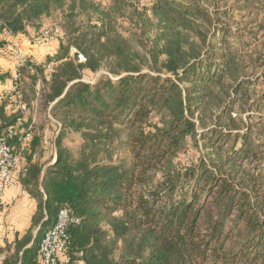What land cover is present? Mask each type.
Instances as JSON below:
<instances>
[{
	"label": "trees",
	"instance_id": "trees-1",
	"mask_svg": "<svg viewBox=\"0 0 264 264\" xmlns=\"http://www.w3.org/2000/svg\"><path fill=\"white\" fill-rule=\"evenodd\" d=\"M255 7L264 10V0H0V59L10 62L13 37L59 43L49 77L48 65L28 62L13 95L0 92V136L22 112L13 114L14 98L24 110L40 98L61 99L52 110L61 128L85 140L71 161L59 138L44 171L42 135L9 139L38 210L3 264H39L62 209L80 219L68 230V264H264V120L256 115L264 48L252 29L264 18L246 34L231 23L235 11ZM58 14L60 33L48 43L42 30L55 28L44 19ZM102 69L109 74L96 83L81 81ZM12 83V70L0 67V86ZM123 134L131 157L115 163L110 147ZM192 149L196 160L182 163Z\"/></svg>",
	"mask_w": 264,
	"mask_h": 264
},
{
	"label": "rangeland",
	"instance_id": "rangeland-1",
	"mask_svg": "<svg viewBox=\"0 0 264 264\" xmlns=\"http://www.w3.org/2000/svg\"><path fill=\"white\" fill-rule=\"evenodd\" d=\"M228 1L232 4L234 3V0H228ZM222 6H224V4ZM255 8L259 9L260 7H255ZM256 14H258V16H254ZM260 18L261 19L264 18V10H262V9L261 10H254L253 9L251 11V10L243 9L242 12L235 11V14H234V17H233L231 23H233L232 27L234 28L235 32L246 34L248 32V30L250 28H252L256 24L255 22L258 21ZM61 19H62L61 15H59V14L55 15L52 18L44 19V25L46 28H53V27L58 28L59 26L61 27ZM261 24H262L261 29H256V28H252V29L257 31V34L255 35V37H256V41H257L258 45L261 46L262 48H264V22ZM120 25H122V27H124L125 29H128V30H132V29L136 30L135 27L133 25H131L130 22H128L127 20H122L120 22ZM128 34H129L128 32H125V31L123 32V35L125 37H128ZM242 36H244V35H242ZM152 37H154V33L148 32L147 35L144 37V44H146L145 42H149V40ZM26 43H27V45H29L28 47L31 46V44H29L28 42H24L23 44L21 43V46L27 51V48L24 47V44H26ZM39 46L40 45H37V47H39ZM45 46L47 48H49V51L48 52H47V50L45 51L47 54L45 53L39 59V63L44 64V65H48L47 66L48 70L46 72V76H48V74L51 73V70L54 69V67L56 66V63L48 64L47 59L51 58V56H49V55H52L55 52H57V51L52 52V50H57L59 48V43H56V45L54 47H51V45H48L45 43L43 45V47H45ZM141 48H142V45L139 42L138 51L141 52ZM72 50H73L72 53H75V50L74 49H72ZM6 69L9 70V67L8 68L6 67ZM32 74H34V72ZM106 74H109V73L105 69H102L101 71L97 72L96 74L91 73V72H84L81 76V81L84 83L94 84L103 75H106ZM258 76L264 77V69L258 70ZM252 80H255V78H252ZM40 82L41 81L39 80L37 83V86H36L37 89H40V86H41ZM259 82L262 83L261 80ZM256 92H257V94L264 92V84H262V86H259V88H256ZM262 103L263 104L260 107V111L256 115L262 116L263 120H264V100L262 101ZM50 115L54 119H58V118H55L54 112H51L50 106L45 105L43 100H41L40 98L33 102L31 108H27V109L23 110L22 112H20V117L23 118L24 120H27L30 122V124H31L30 127H31V129L35 135H39V134L43 135L45 131H48L49 133H53V138H51V139L47 138V142H49V145H50V142L53 143L55 133L58 130L57 127H53L51 125V121L49 119ZM245 117H246V115H244L243 118H245ZM60 129H61L60 133L62 134V137H59L60 139L58 138L59 141L61 142L62 146L65 149H67V151L69 152V155L71 157V161L77 160V158H79V156L81 155L82 145L85 142V140L83 139V135L80 132H75V131L68 130V129L63 130L62 128H60ZM121 138L123 139V142H115V144H113L112 147H110L111 156L109 158L113 159V161L115 163H118L120 161H125V160L128 161L131 157L130 152L128 151V148H127L125 134L121 135ZM48 151H50V148H49V150H46L45 152L48 153ZM189 151L190 152H186L181 156L182 163H184V164H189L190 162L195 161L196 157H198L197 154L194 155V153H196V152L193 149L189 150ZM102 159L107 160V157L106 158L102 157ZM49 162H50L49 158L46 161H43V163H45V164H48Z\"/></svg>",
	"mask_w": 264,
	"mask_h": 264
},
{
	"label": "built area",
	"instance_id": "built-area-1",
	"mask_svg": "<svg viewBox=\"0 0 264 264\" xmlns=\"http://www.w3.org/2000/svg\"><path fill=\"white\" fill-rule=\"evenodd\" d=\"M43 34L47 36L48 43L54 42L56 35L60 33L58 28L53 29L50 33L48 29L42 30ZM18 37L11 39V60L9 62V69L12 70L13 83L2 91L7 95H13L15 88L21 81V70L28 62H35V58L28 54V52L21 46L17 40ZM45 43L39 42V47ZM79 63H84L85 59L82 55L78 56ZM0 93V101L2 100ZM13 114L19 111H23V106L18 102L16 98L13 99L11 105ZM25 120L21 117L17 120L15 128L9 129L3 135L0 136V206L2 204L3 195L11 185L15 184L16 177L20 178V175L26 171L25 162L15 152V148L11 147L8 143L9 139L14 137L19 131L21 136L24 137V141H30L33 137V131L31 127L24 128ZM47 140H44V145L47 146ZM80 219L77 218L68 209H62L58 215L55 225L50 228L44 235L39 249V264H68L66 259V251L70 245L68 237V230L72 225L79 224ZM2 260L4 257H1Z\"/></svg>",
	"mask_w": 264,
	"mask_h": 264
},
{
	"label": "crops",
	"instance_id": "crops-1",
	"mask_svg": "<svg viewBox=\"0 0 264 264\" xmlns=\"http://www.w3.org/2000/svg\"><path fill=\"white\" fill-rule=\"evenodd\" d=\"M12 40L13 39H11L10 42H12ZM17 40L20 42V44L24 43V41H21L19 37ZM55 44H53L51 47H54ZM28 46L29 45L24 44V47L27 48L28 54L32 55L37 62H39V59L46 53V50L47 52L49 51V48L46 46H41L40 48L32 45L30 47ZM8 65L9 63L7 60L0 59V67L2 69L7 70L6 67L8 68ZM7 87L0 86V92ZM60 131L61 129L58 128L55 133L53 143L50 142L49 145L48 142L47 144L46 150H49L50 148V151H48V153H44L41 161L43 163V161H46L49 158L50 162L48 164L43 163L45 164L44 171L49 166L53 165V163L57 160V139L61 136ZM42 136L45 140H47V138L51 139L53 138V133L45 131ZM16 181L17 182L8 187L4 193L2 204L0 206V264H3V260L1 258L2 253L6 252L10 257H12L15 253L16 242L18 240H22L26 234L32 230L33 219L36 216L38 210L37 200L23 187L18 176L16 177ZM38 230L39 228H35L32 231L33 238L36 237ZM30 246L31 244L25 249L29 248Z\"/></svg>",
	"mask_w": 264,
	"mask_h": 264
},
{
	"label": "water",
	"instance_id": "water-1",
	"mask_svg": "<svg viewBox=\"0 0 264 264\" xmlns=\"http://www.w3.org/2000/svg\"><path fill=\"white\" fill-rule=\"evenodd\" d=\"M61 99H57L54 103H52L51 105H50V110H51V112H53L52 110H53V108H54V106L60 101ZM55 118H57V117H55ZM49 119H50V121H51V125L53 126V127H57V128H61L62 127V123L58 120V119H54L51 115L49 116Z\"/></svg>",
	"mask_w": 264,
	"mask_h": 264
}]
</instances>
